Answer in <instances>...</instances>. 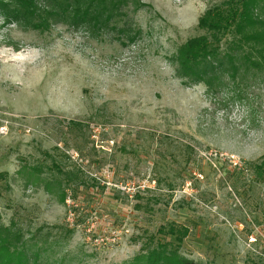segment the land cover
Here are the masks:
<instances>
[{
  "label": "rangeland",
  "instance_id": "rangeland-1",
  "mask_svg": "<svg viewBox=\"0 0 264 264\" xmlns=\"http://www.w3.org/2000/svg\"><path fill=\"white\" fill-rule=\"evenodd\" d=\"M140 1L97 35L0 8V228L31 240L29 264H129L161 244L264 264V73L220 103L183 85L169 59L226 0Z\"/></svg>",
  "mask_w": 264,
  "mask_h": 264
},
{
  "label": "trees",
  "instance_id": "trees-1",
  "mask_svg": "<svg viewBox=\"0 0 264 264\" xmlns=\"http://www.w3.org/2000/svg\"><path fill=\"white\" fill-rule=\"evenodd\" d=\"M144 5L140 0H0L5 19L23 29L47 31L62 23L90 35L115 30L111 22L123 15L122 9L136 11ZM197 26L204 33L187 39L169 59L176 77L186 86L203 83L207 97L218 103L225 93L238 97L240 89L251 86L252 76L264 73V0H226L206 9ZM228 34L230 40L221 45ZM29 242L11 227L0 228V264H29ZM129 264L199 263L161 244Z\"/></svg>",
  "mask_w": 264,
  "mask_h": 264
},
{
  "label": "clouds",
  "instance_id": "clouds-1",
  "mask_svg": "<svg viewBox=\"0 0 264 264\" xmlns=\"http://www.w3.org/2000/svg\"><path fill=\"white\" fill-rule=\"evenodd\" d=\"M207 6L205 5V8H206Z\"/></svg>",
  "mask_w": 264,
  "mask_h": 264
}]
</instances>
